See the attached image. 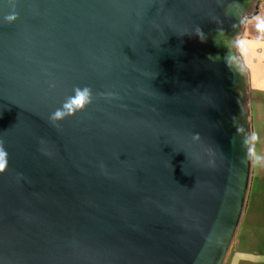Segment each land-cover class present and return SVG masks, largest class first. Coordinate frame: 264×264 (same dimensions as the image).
I'll return each mask as SVG.
<instances>
[{
	"label": "water",
	"instance_id": "obj_1",
	"mask_svg": "<svg viewBox=\"0 0 264 264\" xmlns=\"http://www.w3.org/2000/svg\"><path fill=\"white\" fill-rule=\"evenodd\" d=\"M258 1L0 0V264H223L252 135L213 37Z\"/></svg>",
	"mask_w": 264,
	"mask_h": 264
},
{
	"label": "rangeland",
	"instance_id": "obj_2",
	"mask_svg": "<svg viewBox=\"0 0 264 264\" xmlns=\"http://www.w3.org/2000/svg\"><path fill=\"white\" fill-rule=\"evenodd\" d=\"M246 74L249 88V118L252 148L264 154V49L262 53L254 49L247 58ZM255 134L256 139H253ZM235 255V264H261L264 260V166H251L248 195L233 238V245L223 264H230ZM256 254V255H254Z\"/></svg>",
	"mask_w": 264,
	"mask_h": 264
},
{
	"label": "clouds",
	"instance_id": "obj_3",
	"mask_svg": "<svg viewBox=\"0 0 264 264\" xmlns=\"http://www.w3.org/2000/svg\"><path fill=\"white\" fill-rule=\"evenodd\" d=\"M17 19L16 14L7 15L5 21L11 23ZM222 23V22H221ZM233 35L227 36V43L219 38V34L224 32L223 27L217 29V35L213 37L214 43L227 49L223 57L225 67L235 74H239L242 67L246 66L247 58L251 52L259 50L264 46V13L241 12L236 16V22L231 24ZM199 37L202 43L207 42L208 36L198 26L193 32ZM210 60L215 58L211 55ZM93 98L92 90L88 87L74 89V94L70 96L63 105L56 109L50 116V121L56 123L76 112L84 110L91 104ZM253 139H256L253 134ZM246 149V159L253 165L264 166V154L257 153L254 148L247 146V140L243 141ZM8 153L2 141H0V172L7 167Z\"/></svg>",
	"mask_w": 264,
	"mask_h": 264
},
{
	"label": "crops",
	"instance_id": "obj_4",
	"mask_svg": "<svg viewBox=\"0 0 264 264\" xmlns=\"http://www.w3.org/2000/svg\"><path fill=\"white\" fill-rule=\"evenodd\" d=\"M256 12L264 13V0H259L257 2L256 8H255V10H254L253 13H256ZM263 49H264V46H262L259 50H256V52H258V53L261 54L262 51H263ZM232 245H233V241H232V243L230 245V248L228 250V253H229ZM233 252H234V256L232 257V260H231V263L230 264H235V262L237 263V258H235L236 257L235 255H237L239 253L238 247L237 248L235 247L234 250H233ZM254 255H256V254H254ZM260 262H261V264H264V260H261Z\"/></svg>",
	"mask_w": 264,
	"mask_h": 264
},
{
	"label": "flooded vegetation",
	"instance_id": "obj_5",
	"mask_svg": "<svg viewBox=\"0 0 264 264\" xmlns=\"http://www.w3.org/2000/svg\"><path fill=\"white\" fill-rule=\"evenodd\" d=\"M256 5H257V2L255 3V7H254V10H255V8H256Z\"/></svg>",
	"mask_w": 264,
	"mask_h": 264
}]
</instances>
